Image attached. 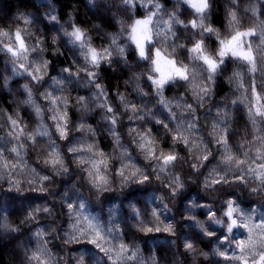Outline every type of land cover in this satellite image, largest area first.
Segmentation results:
<instances>
[{
  "label": "clouds",
  "instance_id": "obj_1",
  "mask_svg": "<svg viewBox=\"0 0 264 264\" xmlns=\"http://www.w3.org/2000/svg\"><path fill=\"white\" fill-rule=\"evenodd\" d=\"M0 264H264V0H0Z\"/></svg>",
  "mask_w": 264,
  "mask_h": 264
}]
</instances>
